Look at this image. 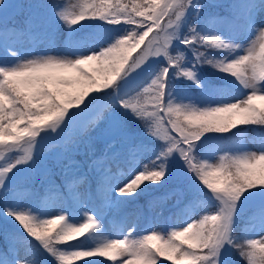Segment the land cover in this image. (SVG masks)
Masks as SVG:
<instances>
[{
    "label": "rangeland",
    "instance_id": "374dc122",
    "mask_svg": "<svg viewBox=\"0 0 264 264\" xmlns=\"http://www.w3.org/2000/svg\"><path fill=\"white\" fill-rule=\"evenodd\" d=\"M22 1L0 0V21L5 15L18 13ZM42 4V9L32 12L26 26L22 27L26 33L14 35L0 32V84L15 78L36 100L44 97L38 77L65 82L82 67L101 72L106 63L100 39L70 41L73 33L87 19L85 3L55 0L48 5L43 0ZM175 5H180V0H159L158 4L150 6L149 12L155 15H149L154 19L151 23L154 29L138 51L128 54L126 70L119 74L112 89L119 96L123 91L133 89L140 78L159 62L169 61L171 72L178 69V64L184 70L185 75L176 79L181 82L184 78L195 81L200 90L196 94L187 90L189 96L184 98L180 93L176 97L170 96L165 94L162 75L124 101L118 113L111 114L99 132L81 137L99 109L116 101L117 97L115 93H108L91 98L77 111L62 114L63 117L60 115L46 125L52 131L57 130L58 136L30 137L0 156V196L5 195L3 191L7 186L31 184L54 168L63 167L64 160L78 152L80 144L104 143L118 137L132 140L142 129H155L157 138L169 146V161L181 158V165L179 161L176 163L179 170L172 178L175 188L166 194V204L177 209L188 197L201 198L209 204L208 210L183 208L169 213L167 221L161 222L152 219L158 210L153 208L146 227L139 231L144 242L148 241L158 249L150 252L145 245L134 246L131 238L138 229L139 212L130 209L121 212L120 208L125 204L122 199L133 190L136 179L144 178L141 166L144 159L137 158L135 165H128L111 158L100 169L93 171V176L101 180L99 183L84 175L70 193H59L46 205L26 208L13 203L5 210L15 220H20L19 215L25 216L27 220L23 218L20 221L31 229L49 220L58 221L59 241L63 244L54 250L45 247L43 264H62L69 259L68 263L73 264L76 262V258H72L75 255L88 260L100 258L102 262L99 264H145L149 254L148 264H166L163 260L168 258L169 253V256L175 253L170 250L177 246V240L186 242L188 237H193V242H196L205 217H211L212 242L198 264H229L235 261L228 248L232 225L242 211L264 202V187H256L249 194L229 191L235 184L232 177L227 181L225 174L231 164L251 168L261 163L264 160V139L252 127L240 130L234 148H226L219 143L207 147L205 156L199 160L201 168L193 162V152L198 145L201 148L203 144H211L215 140L208 116L220 118L224 112L234 116L247 112L249 117L258 111L257 107H264V0H233L229 9L233 18L244 23L241 28L226 31L224 27L233 25L228 16L220 21L222 29L210 27L207 35L217 45L219 53L216 61L221 70L214 80H221L222 87L216 90L210 87L194 60L170 55L171 45L179 39L178 32L183 25L182 18L180 22L171 20L170 12L174 8L170 7ZM186 44L189 47V42ZM207 111L211 115L206 114ZM158 170L167 172V169ZM96 194L102 196L98 201ZM140 220L143 221V217ZM35 232L38 230L35 229ZM249 237L248 250L254 252L252 248L256 249L250 255L252 264H264V225ZM11 249L13 262L0 259V264H39L31 247L18 245Z\"/></svg>",
    "mask_w": 264,
    "mask_h": 264
},
{
    "label": "trees",
    "instance_id": "16d2710c",
    "mask_svg": "<svg viewBox=\"0 0 264 264\" xmlns=\"http://www.w3.org/2000/svg\"><path fill=\"white\" fill-rule=\"evenodd\" d=\"M44 1L48 5L55 2V0ZM79 1L86 5L87 19L73 33L70 41L100 39L106 60L103 70L95 72L88 67H82L65 82L52 80V78L49 79L45 76L38 77V84L44 89V97L40 100H36L31 94H28L25 88L20 86L19 80L15 78L1 83L0 156L14 150L19 146V142L23 144L30 137L40 139L52 135L58 136L57 130H53V132L46 125L58 119L60 115L63 117L62 114L68 115L77 111L78 108L86 105L91 98L98 95L115 93L117 98L116 101L109 102L107 106L99 109L97 116L86 125L85 132L83 131L81 137L88 133L99 132L108 117L113 113H118L124 101L129 100L135 93H140L141 90L151 85L162 75L165 79V94L168 93L170 96L176 97L180 93L184 98L189 96L187 90L193 94L200 90L199 84L195 81L192 82L184 78L181 82L176 79L179 75H185L179 64L178 69L171 72L169 61H161L140 78L134 86L135 89L123 91L118 96L117 92L113 91L112 86L116 84L119 74L126 70L129 63L128 54L138 51L139 47L149 39L151 31L154 29L151 25L154 19L152 20L149 16L153 15L149 12L150 6L158 4L159 0ZM232 2L233 0H222L221 2L180 0V5L170 7L174 8L170 12L171 20L180 22L179 20L182 18L183 23L178 32L180 33L179 39L171 45L170 55H181L186 60H194L196 67L201 68L210 87L214 90L222 87L221 80H214L215 75H219L221 71L217 64L218 61H216L219 50L207 33L213 27L222 29L223 26L220 21L222 22L225 16H228V21L233 23V25L224 27L226 31L242 27L243 22L233 18L230 12L229 8ZM42 3L43 0H23L19 4L20 11L18 13H14L12 16L5 15L1 18L0 32H10L14 35L26 33L22 27L26 26L32 12L42 9ZM162 16L167 17L165 14ZM186 42H189L192 51L189 50ZM257 108L258 111L249 117L246 116L247 112L238 116L224 112L219 116L220 118H216L207 111L206 114L211 115L208 118L211 120L209 121L210 127L215 132V135L212 136L215 140H212L211 144H203L201 148L199 145L197 148L195 147L193 162H197L201 168L202 164L199 163V160L205 156V151L210 145L219 143L226 148H234L237 133L249 127L256 129L258 136L264 139V107ZM230 119L233 120L230 121ZM223 131L226 132L221 133ZM11 146L13 147L9 148ZM167 147L169 146L157 138L155 129H142L139 131L138 137H133L132 140L118 137L104 143L80 144L78 145V152L70 154L68 159L64 160L63 167L54 168L41 180H34L31 184L20 183L15 184V186H7L3 191L5 195L0 196V257L12 261L11 248L27 245L33 249L34 254L36 253L35 257H37L38 263L43 264L45 247L54 250L63 244L59 241L61 234L57 229L58 221L49 220V222L39 223L38 226H33L31 229L20 221H23V218L26 219L25 216L19 215L17 217L20 220H15L12 215L10 216L9 211L5 210L9 209L13 203H18L26 208L27 206L46 205L55 199L59 193H70L80 183V179L84 175L92 179V182L97 180L99 183L101 180L97 176H93V171L100 169L101 165L112 157L123 160L125 163H132V165L138 157L144 158L142 166L143 170L145 169V176L136 181L129 196L122 199L125 204L120 208V210L130 209L139 212L138 230H143L146 227L150 210L156 207L158 210L153 220L159 219L161 222L167 221L166 217L169 213L181 211L183 208L190 207L195 210L203 208L204 211H207L209 204L201 198L198 200L188 197L177 209L166 204V194L175 188L172 178L176 170H179L176 163L179 161L180 164L181 161L180 157L169 161ZM159 168L167 169V172L159 171ZM225 175L227 181L228 178L232 177L235 186L238 187L231 186L229 191L235 192L236 190L240 194H249L250 190L256 187H264V160L251 168L231 164ZM101 197L100 194H96L97 201ZM142 217L143 221L140 220ZM210 218L205 217L203 219L201 231L195 243L193 237H188L186 242L177 240V246L170 250L175 253L171 256H169L171 253L168 256L165 254L168 258L163 261L166 264L201 263V258L206 254L208 244L212 242L210 238L213 228ZM262 225H264V202L253 207V209L242 211L238 215L232 225L228 247L233 255L231 258L235 261L229 264H252L250 255L255 253L256 249L252 248L254 252L248 250L247 241L250 239L249 236ZM35 229L38 232H35ZM131 241L135 245L142 243L141 234L136 233ZM144 244L150 252L158 249V246L153 247L148 242ZM150 255H148L145 264H148ZM72 258H76V262L73 264H99L102 262L97 257L88 260L85 257L75 255ZM70 260L63 261L62 264H69ZM154 264H159V262H154Z\"/></svg>",
    "mask_w": 264,
    "mask_h": 264
}]
</instances>
